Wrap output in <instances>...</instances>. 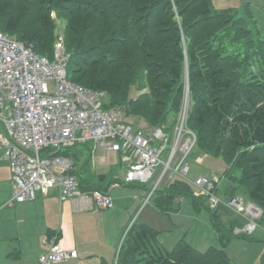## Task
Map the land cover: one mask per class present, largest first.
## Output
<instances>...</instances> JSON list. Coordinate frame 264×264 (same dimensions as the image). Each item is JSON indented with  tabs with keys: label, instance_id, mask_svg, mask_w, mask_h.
<instances>
[{
	"label": "trees",
	"instance_id": "16d2710c",
	"mask_svg": "<svg viewBox=\"0 0 264 264\" xmlns=\"http://www.w3.org/2000/svg\"><path fill=\"white\" fill-rule=\"evenodd\" d=\"M58 24L69 55L68 80L104 93L103 108L119 111L135 130L143 123L171 134L187 95L186 125L195 147L226 162L224 195L256 205L263 226L264 38L253 30L247 5L242 14L216 10L213 0H0L1 30L38 55L52 58ZM132 88L139 93L135 99ZM72 150L60 154L76 164L79 155ZM75 174L80 191L106 193L80 169ZM151 197L163 213L180 198H188L195 212L204 207L223 247L249 236L235 234L241 218L230 211L236 218L225 227L220 215L226 209L211 210L178 177ZM158 237L149 225L133 222L115 264H231L223 248L199 253L180 240L166 250Z\"/></svg>",
	"mask_w": 264,
	"mask_h": 264
},
{
	"label": "built area",
	"instance_id": "2783aa9c",
	"mask_svg": "<svg viewBox=\"0 0 264 264\" xmlns=\"http://www.w3.org/2000/svg\"><path fill=\"white\" fill-rule=\"evenodd\" d=\"M68 59L62 38L55 43L50 59L0 28V124L4 127L0 148L12 173L9 206L32 201L38 193L55 191L62 203L111 208L112 199L107 193L80 191L76 164L60 154L86 146L92 153L99 148L120 155L124 180L129 184L150 183L158 168L150 195L164 179L178 177L195 187L197 196L204 197L211 210L225 207L243 219L244 228L237 233L250 235L259 227L262 212L256 205H245L238 197L218 196L217 181L210 177L189 178L186 159L195 148L196 136L186 125L187 95L171 134L162 126L145 135L124 123L119 111L103 108L104 93L70 82ZM49 82L53 83L52 91ZM76 258V251L53 244L38 261L56 264Z\"/></svg>",
	"mask_w": 264,
	"mask_h": 264
},
{
	"label": "crops",
	"instance_id": "0c3cea01",
	"mask_svg": "<svg viewBox=\"0 0 264 264\" xmlns=\"http://www.w3.org/2000/svg\"><path fill=\"white\" fill-rule=\"evenodd\" d=\"M225 2L229 7L232 6V0ZM3 134L4 127L0 124V139ZM82 149L75 150L79 155L76 167L90 184L104 189L111 197L113 205L109 209L100 210L79 202L62 203L55 191L47 195L38 193L32 201L9 206L7 203L13 189L12 173L0 148V264H40L39 255L53 244L62 250L77 252L76 259L56 264H115L118 254L116 249L132 219L145 205L143 200L146 194L142 196V193H137L131 198V190L124 186L125 180L122 184V179L117 175L109 179L112 170L108 174L97 175L88 172V166L82 165L85 162ZM111 156V166L121 165L124 168L120 155ZM103 161L107 160L104 158ZM228 187L226 180L224 191ZM113 193L116 194L115 198ZM221 197L227 199L224 194ZM165 231H158V239L163 247L160 237L169 234Z\"/></svg>",
	"mask_w": 264,
	"mask_h": 264
},
{
	"label": "rangeland",
	"instance_id": "374dc122",
	"mask_svg": "<svg viewBox=\"0 0 264 264\" xmlns=\"http://www.w3.org/2000/svg\"><path fill=\"white\" fill-rule=\"evenodd\" d=\"M246 4L249 5L248 7L252 14V24L254 25L253 30L258 33L260 38H264V0H232L231 7H229L230 5H228L225 0H213V7L216 10L236 7L234 9L242 14ZM61 28L62 25L58 24L55 43L59 42L62 38L60 33ZM49 88L51 91L53 90L52 82H49ZM138 95L139 93H137V90L132 88L130 91V98L135 99ZM137 129L143 134L152 132L150 129H145V125L143 123H140ZM80 147H83V158L85 161H87L88 172H95L97 175L100 173L108 174L110 170H112L113 173L109 176V179H111L114 175H117L122 179V184H124V168L121 165H110L112 160L111 155H113V153L109 151H102L99 148H96L92 153L86 148V146H77V148ZM73 150L75 151L76 149L74 148ZM167 152L168 150L163 156H161L162 159H164ZM104 158L107 160L106 162L103 161ZM186 162L190 167L189 178L191 180L198 176L210 177L217 181L216 194L218 196H222L224 194L225 181L227 180L225 175L228 166L222 158L206 155L195 147L188 155ZM158 175L159 169L157 168L153 180L148 184H124L127 189L131 190L129 194L131 198L137 196V193H142V196L146 194L145 199L143 200V204L145 203V205L139 212L136 213L131 221V224H133V222L146 223L157 232L162 229L166 230L165 232L169 234L164 237H160V240L167 250H171L176 242L182 239L199 253H204L210 248H223L230 259L231 264H264V224L263 226H259L253 233H251L248 238H234L223 247V245L219 242L218 233L212 226L209 212L204 207H200L199 210L195 212L192 208L191 201L188 198L174 200L172 204H170L171 209L168 210V213L163 214L158 212V210L155 208V198H151L152 194L150 195L152 187L157 181ZM165 182L166 180L164 179L159 187L165 185ZM190 187L192 193L197 195L198 190L192 185H190ZM115 196L116 194L113 193L114 198ZM236 197L242 199L245 205L249 203L244 197L240 195ZM145 200H147V202ZM120 202L123 203L125 201ZM220 208L225 207H219L218 209ZM227 210L228 209L225 211L226 213L222 212L223 214L220 215V220L223 221V224H228L230 218L235 217L232 213H230V210ZM236 220L241 223L244 222L242 227L235 229V234H239L237 231H240L244 228L245 221L243 219H241L243 222L239 219ZM227 224H224L225 227L228 226ZM121 242L119 244H121ZM116 250L118 251L119 247Z\"/></svg>",
	"mask_w": 264,
	"mask_h": 264
},
{
	"label": "bare ground",
	"instance_id": "6f19581e",
	"mask_svg": "<svg viewBox=\"0 0 264 264\" xmlns=\"http://www.w3.org/2000/svg\"><path fill=\"white\" fill-rule=\"evenodd\" d=\"M46 252V251H45ZM44 253V252H43Z\"/></svg>",
	"mask_w": 264,
	"mask_h": 264
}]
</instances>
